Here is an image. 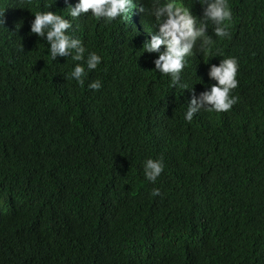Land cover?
Returning <instances> with one entry per match:
<instances>
[{
  "label": "trees",
  "instance_id": "obj_1",
  "mask_svg": "<svg viewBox=\"0 0 264 264\" xmlns=\"http://www.w3.org/2000/svg\"><path fill=\"white\" fill-rule=\"evenodd\" d=\"M75 2L0 0V264H264V0H228L235 34L216 40L217 56L188 58L182 90L153 69L129 18L73 20ZM47 10L101 57L82 85L67 78L78 62L52 60L29 31ZM224 53L238 58L237 102L185 122ZM147 158L164 164L155 183Z\"/></svg>",
  "mask_w": 264,
  "mask_h": 264
},
{
  "label": "clouds",
  "instance_id": "obj_2",
  "mask_svg": "<svg viewBox=\"0 0 264 264\" xmlns=\"http://www.w3.org/2000/svg\"><path fill=\"white\" fill-rule=\"evenodd\" d=\"M54 0H52V3ZM191 8L180 0H149L147 8L141 0H76L74 5H68L67 16L73 20L89 13L93 18L103 19L110 23L116 18H129L128 24L134 26L136 36L144 42L143 52L156 53L152 61L153 69L169 77V87L189 89V86L180 79L186 61L196 53H202L209 58L217 56L213 47L217 39L230 40L236 32V25L232 22V13L228 0H193ZM51 3V4H52ZM47 5L48 7L51 5ZM67 5V0H65ZM201 10V14L197 12ZM3 12H0V28H4ZM146 14L153 21V28L147 27L140 14ZM30 22L29 31L37 37H42L47 44V54L52 60L56 57H70L75 63L68 79L74 80L77 85L84 84V78L89 71L97 68L101 62L100 55L88 51L81 39L70 34L72 21L62 17L55 11H36ZM209 23L213 26L208 32ZM231 25V26H230ZM234 26V28H233ZM22 51L21 44L18 48ZM214 61L208 63L207 76L214 80L208 88L198 95L190 96L186 110L183 113L185 122L190 123L194 114L201 109L214 112H226L236 102L237 97L230 95L237 87L236 79L238 58L231 53L220 54ZM82 62V63H79ZM92 91L101 88L100 80L87 84ZM164 170L161 158H147L143 161L142 171L144 179L155 183ZM152 196L160 194L159 188H153Z\"/></svg>",
  "mask_w": 264,
  "mask_h": 264
}]
</instances>
